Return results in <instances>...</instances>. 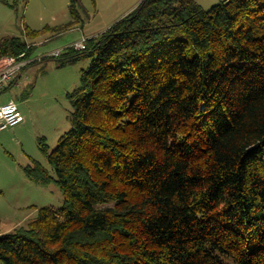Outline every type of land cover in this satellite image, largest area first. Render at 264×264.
<instances>
[{"label": "trees", "instance_id": "obj_1", "mask_svg": "<svg viewBox=\"0 0 264 264\" xmlns=\"http://www.w3.org/2000/svg\"><path fill=\"white\" fill-rule=\"evenodd\" d=\"M71 9L46 31L79 23ZM65 50L63 65L93 60L73 127L43 145L54 176L27 168L64 206L0 235L3 264H264V0H143ZM24 53L0 41V59Z\"/></svg>", "mask_w": 264, "mask_h": 264}, {"label": "rangeland", "instance_id": "obj_2", "mask_svg": "<svg viewBox=\"0 0 264 264\" xmlns=\"http://www.w3.org/2000/svg\"><path fill=\"white\" fill-rule=\"evenodd\" d=\"M72 1L0 0V41L10 36L24 39L28 50L33 49L31 57L35 59L25 75L0 95V106L14 102L23 116L18 126L0 131V235L28 227L40 209L64 206L65 197L59 185L35 183L28 177L27 168L39 162L55 175L42 151L43 145L53 152L72 129V94L82 85V72L93 60L82 58L63 65L62 59L53 54H65L72 44L106 32L143 0H74L80 22L60 33L46 31L64 28L75 21ZM195 1L209 10L225 0ZM30 30L41 33L33 39Z\"/></svg>", "mask_w": 264, "mask_h": 264}, {"label": "built area", "instance_id": "obj_3", "mask_svg": "<svg viewBox=\"0 0 264 264\" xmlns=\"http://www.w3.org/2000/svg\"><path fill=\"white\" fill-rule=\"evenodd\" d=\"M88 40L85 38L71 45L77 50L86 48ZM62 51L55 52L53 56H60ZM27 53L19 57H4L0 60V95L9 85L14 84L22 78L31 65L35 63L33 57H28ZM17 77V79H16ZM23 121V116L14 102L0 106V131L14 128Z\"/></svg>", "mask_w": 264, "mask_h": 264}]
</instances>
